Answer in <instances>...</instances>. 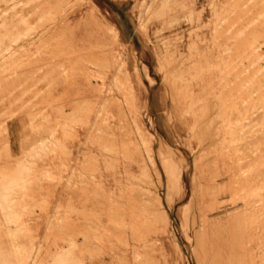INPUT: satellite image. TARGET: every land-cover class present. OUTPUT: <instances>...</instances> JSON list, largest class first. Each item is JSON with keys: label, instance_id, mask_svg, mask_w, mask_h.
Instances as JSON below:
<instances>
[{"label": "rangeland", "instance_id": "rangeland-1", "mask_svg": "<svg viewBox=\"0 0 264 264\" xmlns=\"http://www.w3.org/2000/svg\"><path fill=\"white\" fill-rule=\"evenodd\" d=\"M0 264H264V0H0Z\"/></svg>", "mask_w": 264, "mask_h": 264}, {"label": "bare ground", "instance_id": "bare-ground-1", "mask_svg": "<svg viewBox=\"0 0 264 264\" xmlns=\"http://www.w3.org/2000/svg\"><path fill=\"white\" fill-rule=\"evenodd\" d=\"M256 51H257V50H256ZM259 119H260V118H259ZM155 195H156V194H155ZM153 197H154V196H153ZM154 198H155V197H154ZM158 202H160V201H159V198H158ZM145 208H146V207H145ZM222 208H223V207H222ZM149 212H150V211H149ZM212 216H213V215H212ZM126 225H127V224H126Z\"/></svg>", "mask_w": 264, "mask_h": 264}]
</instances>
